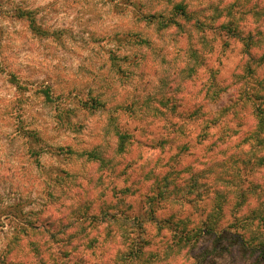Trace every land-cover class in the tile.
I'll use <instances>...</instances> for the list:
<instances>
[{"label": "clouds", "instance_id": "9594fccd", "mask_svg": "<svg viewBox=\"0 0 264 264\" xmlns=\"http://www.w3.org/2000/svg\"><path fill=\"white\" fill-rule=\"evenodd\" d=\"M209 216L264 241V0H0V264H192Z\"/></svg>", "mask_w": 264, "mask_h": 264}, {"label": "rangeland", "instance_id": "374dc122", "mask_svg": "<svg viewBox=\"0 0 264 264\" xmlns=\"http://www.w3.org/2000/svg\"><path fill=\"white\" fill-rule=\"evenodd\" d=\"M214 218V217H213ZM215 225L216 232L223 231L224 236L219 237L217 233L209 234L199 232L204 225V221L200 222V226L196 229H189V225L193 221L189 218L181 220L174 227L178 233H191V238L185 245L178 244L187 248V259L192 261V264H264V259L257 261V252L252 254L247 250V245L244 242L237 243L234 239L236 236L233 232L224 229L221 230L217 224L216 219ZM198 234V238L192 237V234ZM239 236V234H238ZM240 237V236H239Z\"/></svg>", "mask_w": 264, "mask_h": 264}, {"label": "trees", "instance_id": "16d2710c", "mask_svg": "<svg viewBox=\"0 0 264 264\" xmlns=\"http://www.w3.org/2000/svg\"><path fill=\"white\" fill-rule=\"evenodd\" d=\"M215 218H213L212 216H209L207 221H204V225L201 229H199V232H202V233H209V234H215L217 233V235L219 237H223L224 234L222 233L223 231H219V232H216V229H215V225L213 226L212 224L215 222L214 220ZM215 224V223H214ZM196 229V228H195ZM191 233H179V236H180V239L178 242L181 243V245H185L187 244V242L190 240L191 238ZM198 234L200 233H197V234H192V237L194 238V235H195V238L197 237L198 238ZM236 236L234 237L235 241L237 243H243L245 245H247L248 247L247 250H249L250 253L252 254H256L257 252V257H256V260H259V259H264V241H261L259 244H256L255 243V240L257 239L256 237H253V241L252 242H248V241H245L243 237H240L238 236L237 233H234Z\"/></svg>", "mask_w": 264, "mask_h": 264}]
</instances>
